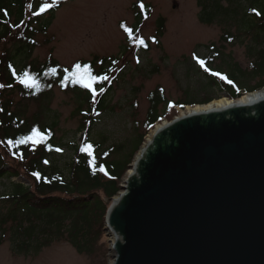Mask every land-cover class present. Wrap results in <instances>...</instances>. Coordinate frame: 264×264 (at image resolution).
Here are the masks:
<instances>
[{
	"label": "trees",
	"instance_id": "1",
	"mask_svg": "<svg viewBox=\"0 0 264 264\" xmlns=\"http://www.w3.org/2000/svg\"><path fill=\"white\" fill-rule=\"evenodd\" d=\"M57 1L60 0H0V85H4L0 88V145L16 163H6L0 153V182L24 177L30 183L25 186L12 182V192L0 196L1 207H4L0 209V245L9 240L15 254L38 253L61 240L68 242L79 254H94L105 231V216L109 208L106 201L121 192L122 179L140 151L144 138L160 119L172 120L176 107L209 104L220 99V95L236 100L245 93L264 88V0H197L202 24L219 22L227 26L220 38V47L211 44L207 56H194L195 71L204 80L203 92L206 96L201 99L186 94L183 99L171 103L162 91L151 93L143 132L133 139L129 150H125L126 145L105 149L101 143L88 139L87 132L107 110L115 80V77L111 79L115 61L95 58L76 63L82 69L87 66L93 76L108 77L93 84L95 94L66 79L76 64L64 69L53 58L43 63L25 62L39 46L38 36L48 35L60 8V5H54ZM46 3L51 7L40 13ZM234 26L236 33L229 30ZM164 27L165 21L159 19L156 36L152 39L157 46L160 45ZM132 31V36H135L134 29ZM131 41L132 38L128 40ZM236 42L246 43L249 68L242 70L229 58L225 62V71L213 69L217 59L224 57V44L233 45ZM144 44L146 47L140 45L141 50L149 51V42ZM198 59L205 62L204 67ZM205 67L210 71H205ZM25 72L36 79L38 87L26 88L19 83ZM211 72L227 79L222 80ZM254 80L258 81L251 85ZM56 86L63 92L86 94L90 109L82 112L83 134L80 145L74 147V157L67 173L51 175L50 170L56 172L58 169L52 167L49 170L45 163L58 153L55 125L44 126L37 116L29 119L21 115L14 100L17 97L22 101L43 102L50 98ZM6 91L10 94L5 95ZM83 108L80 105V110ZM34 130L42 139H38L36 144L31 141L19 143L24 137L31 136ZM87 144L93 146L92 156L81 151ZM33 173H38L40 178L37 179Z\"/></svg>",
	"mask_w": 264,
	"mask_h": 264
},
{
	"label": "rangeland",
	"instance_id": "2",
	"mask_svg": "<svg viewBox=\"0 0 264 264\" xmlns=\"http://www.w3.org/2000/svg\"><path fill=\"white\" fill-rule=\"evenodd\" d=\"M54 5H60V8L48 35L38 36L39 46L25 62L43 63L53 58L64 69H70L79 61L95 58L115 61L111 76L115 80L107 110L87 132V138L101 143L103 148L118 149L126 145L125 150H129L133 139L143 132L151 93L162 91L171 103L183 99L186 94L201 99L206 96L203 92L204 80L195 71L194 56H207L211 44L220 47L219 41L227 26L219 22L202 24L197 0H60ZM159 19L165 21V27L157 46L152 39L156 36ZM122 25L134 29L135 36L129 37ZM235 28L230 27L229 30L236 33ZM130 38L132 41L128 42ZM140 39L149 42V51L141 50ZM224 45V57L217 59L212 68L225 71V62L230 58L242 70H247L250 59L246 43ZM257 81L254 80L251 85ZM7 94L10 92L6 91ZM223 97L228 98L220 95V98ZM87 99L86 94L63 92L56 86L50 98L43 102L22 101L17 97L14 100L21 115L29 119L37 116L44 126L55 125L58 148L62 151L45 163L49 170L52 167L58 169L56 172L50 170L51 175L67 173L74 157V147L80 145L83 134L82 112L90 109ZM80 105L84 107L82 110ZM185 107H176L172 120ZM172 120L160 119L156 125ZM152 131L144 138L140 151L147 146ZM0 153L6 163L16 164L1 145ZM131 166L120 186H124L129 179ZM12 182L25 186L30 184L24 177L10 182L3 180L0 182V196L12 192ZM0 209H4L1 204ZM112 243L113 237L105 230L92 255L79 254L65 240L54 242L38 253L24 255L15 254L11 242L6 239L0 245V264H113Z\"/></svg>",
	"mask_w": 264,
	"mask_h": 264
},
{
	"label": "water",
	"instance_id": "3",
	"mask_svg": "<svg viewBox=\"0 0 264 264\" xmlns=\"http://www.w3.org/2000/svg\"><path fill=\"white\" fill-rule=\"evenodd\" d=\"M140 152L107 201L113 264H264V99L177 117Z\"/></svg>",
	"mask_w": 264,
	"mask_h": 264
},
{
	"label": "snow or ice",
	"instance_id": "4",
	"mask_svg": "<svg viewBox=\"0 0 264 264\" xmlns=\"http://www.w3.org/2000/svg\"><path fill=\"white\" fill-rule=\"evenodd\" d=\"M51 5L50 4H44V6L40 9V13H43L44 11H46L48 8H50ZM141 9L144 8V5L141 4L140 5ZM40 13H35L36 15H39ZM257 15H259V13H256ZM122 27H125L122 25ZM125 31L129 34V37L132 36V29L131 28H127L125 27ZM138 44L140 45H144L146 47V45L144 44V40L140 39L138 40ZM139 62V61H137ZM198 63L201 65V67H204L205 62L203 60L198 59ZM205 71H210V69H208L207 67L204 68ZM53 73H55V69L52 70ZM211 74L213 76H219L220 79L225 80L227 79L226 77L220 75L219 73L216 72H211ZM13 75H15V72H13ZM66 79H70L71 81H73L74 83H78L81 87L88 89L89 91H92L93 94H95V89L93 88V84L98 80H107L108 77L107 76H103V77H96L93 76L91 73V70L85 66L83 69L81 68L80 64H76L74 66V71H72V73L70 74V76L66 77ZM229 83H231V81H228ZM19 83L23 84L26 88H35L38 87V83L36 81V79L34 77H31L27 72L23 73V76L19 79ZM4 87V85H0V88ZM38 139H42V137H40V134L38 131L34 130L31 136H26L23 138V140L19 141V143H27L28 141H31L33 144H36L38 142ZM9 143H12L11 141H9ZM92 148L93 146L91 144H87L85 147H83L81 149L82 152H86L87 155L92 156ZM56 151H62L61 149H56ZM101 171H103V169H100ZM33 175H35L37 177V179H39V174L38 173H33Z\"/></svg>",
	"mask_w": 264,
	"mask_h": 264
},
{
	"label": "bare ground",
	"instance_id": "5",
	"mask_svg": "<svg viewBox=\"0 0 264 264\" xmlns=\"http://www.w3.org/2000/svg\"><path fill=\"white\" fill-rule=\"evenodd\" d=\"M262 99H264V88L262 90H260V91H257V92H253V93H250V94L242 95L239 99H236L238 101L235 100L234 102L231 99L220 98L218 100H214L213 102H211L209 104H205V105H198V106H194V107L187 106V107H185L184 111H180L178 117L179 118H183V117H186L187 115L199 114V113H207V112L214 111V110L215 111H221L223 109L232 107L236 103L245 106V105L257 103L258 101H261ZM166 123H167V121H163V123L157 124L154 127L151 135L148 137L147 144L148 143H150V144L153 143V135L155 133H157L162 126L166 125ZM142 155H143V153L140 152L138 154L137 160L142 158ZM129 175H134V171L131 170L129 172ZM117 198H118V196L116 197V199Z\"/></svg>",
	"mask_w": 264,
	"mask_h": 264
}]
</instances>
